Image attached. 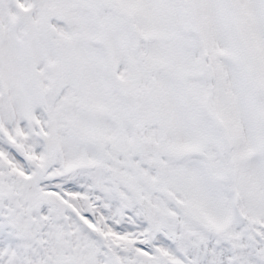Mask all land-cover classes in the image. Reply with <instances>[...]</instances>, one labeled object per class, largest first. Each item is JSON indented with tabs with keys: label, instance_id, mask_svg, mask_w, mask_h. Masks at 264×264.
<instances>
[{
	"label": "snow or ice",
	"instance_id": "1",
	"mask_svg": "<svg viewBox=\"0 0 264 264\" xmlns=\"http://www.w3.org/2000/svg\"><path fill=\"white\" fill-rule=\"evenodd\" d=\"M0 264H264V0H0Z\"/></svg>",
	"mask_w": 264,
	"mask_h": 264
}]
</instances>
